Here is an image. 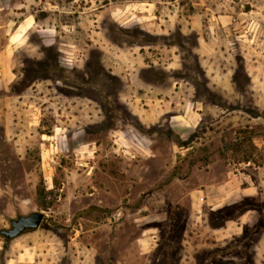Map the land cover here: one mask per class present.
I'll return each instance as SVG.
<instances>
[{
    "label": "rangeland",
    "instance_id": "1",
    "mask_svg": "<svg viewBox=\"0 0 264 264\" xmlns=\"http://www.w3.org/2000/svg\"><path fill=\"white\" fill-rule=\"evenodd\" d=\"M25 14L54 30L0 88V229L45 216L0 264H264V0H0ZM229 171L258 192L198 211Z\"/></svg>",
    "mask_w": 264,
    "mask_h": 264
},
{
    "label": "crops",
    "instance_id": "2",
    "mask_svg": "<svg viewBox=\"0 0 264 264\" xmlns=\"http://www.w3.org/2000/svg\"><path fill=\"white\" fill-rule=\"evenodd\" d=\"M3 26L8 27V31L6 32V42L4 46L0 48V88L7 90L12 87L18 77V74L15 71L16 62L14 63L13 61L14 54L16 50L22 48L23 43L26 42L25 37H27L28 33L31 32V30L36 29L38 32H43V34L51 36L54 28L39 26L36 16L33 14H25L18 21L9 20L6 25L0 22V29H2ZM112 48L118 57L122 56L121 53H119L120 47L118 45L116 46L113 44ZM231 173L232 171L227 172L223 182H218V184H215V187L214 184H211L206 189L200 188L191 192L193 205L195 208L197 207L198 211L203 209L205 202L213 205L212 207L215 208L216 206L225 203V200H228L227 198L229 196H249L258 192L255 187L256 184L251 178L247 179L246 177V181L242 182L239 173ZM251 210L252 209H248L240 214L238 218H233L228 221L225 226H222V228H214L217 234V239L225 240L230 237L232 238L234 234L239 233L245 223L244 216H246V213ZM202 217L203 216L200 215V218ZM219 235L220 237H218Z\"/></svg>",
    "mask_w": 264,
    "mask_h": 264
},
{
    "label": "water",
    "instance_id": "3",
    "mask_svg": "<svg viewBox=\"0 0 264 264\" xmlns=\"http://www.w3.org/2000/svg\"><path fill=\"white\" fill-rule=\"evenodd\" d=\"M45 216L44 211H33L12 219L10 228L0 229V233L7 238H14L23 232L36 229L40 226Z\"/></svg>",
    "mask_w": 264,
    "mask_h": 264
},
{
    "label": "trees",
    "instance_id": "4",
    "mask_svg": "<svg viewBox=\"0 0 264 264\" xmlns=\"http://www.w3.org/2000/svg\"><path fill=\"white\" fill-rule=\"evenodd\" d=\"M249 160H250V157L247 156V157H246V161H249ZM245 205H247V204H245ZM244 208H245V209H244L243 211H241V213L245 212V211L248 210V209H252L251 207H248V206H245ZM255 209H256V212H258V209H257V208H255ZM217 211H218V209H217ZM224 223H225V220H224L223 224H215L214 227H215V228L222 227V226H224ZM245 231H246V230H244V231L241 233V235H244ZM4 237H5L6 240L9 239V238H7L5 235H4ZM233 242L235 243V241L229 240L225 245H223V247H220V248H221V249H227V250L230 252L229 254H233V253L231 252V250H232V248H233V246H234V243H233ZM232 245H233V246H232ZM224 246H225L226 248H224Z\"/></svg>",
    "mask_w": 264,
    "mask_h": 264
}]
</instances>
